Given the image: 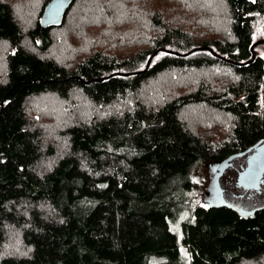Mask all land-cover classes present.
<instances>
[{"label":"trees","instance_id":"obj_1","mask_svg":"<svg viewBox=\"0 0 264 264\" xmlns=\"http://www.w3.org/2000/svg\"><path fill=\"white\" fill-rule=\"evenodd\" d=\"M51 1L0 0V264H264V205L177 220L197 162L264 142V58L251 50L264 0H170L137 21V0H70L43 28ZM145 22L146 47L114 53ZM160 75L185 90L137 99ZM44 98L64 131L39 129ZM195 106L227 121L191 129L180 112Z\"/></svg>","mask_w":264,"mask_h":264},{"label":"rangeland","instance_id":"obj_2","mask_svg":"<svg viewBox=\"0 0 264 264\" xmlns=\"http://www.w3.org/2000/svg\"><path fill=\"white\" fill-rule=\"evenodd\" d=\"M139 1V4L132 5V9L130 10L131 13L127 14L129 15L130 20H139L141 16H146L147 13L149 12H154L155 10L160 9L167 11V5L169 4L170 0H155L152 3H150L151 0H137ZM12 5H14L17 0H11ZM149 2V3H148ZM145 7V5H147ZM151 4V6H150ZM152 5H155V9L152 8ZM40 18V17H39ZM127 18V16H126ZM146 23V24H145ZM143 24H138L135 25L131 28H128L126 26L125 28H128V32L130 33V36H125V38H122L119 40V43H123L124 47L122 50L119 52H114L119 55H132L136 51L140 50L139 48L141 47H146L147 41L146 38L148 36H153L155 34V30L152 29L151 25L147 22ZM257 33H255L254 36V42L258 41H264V32L262 30V25L258 24L255 27ZM121 32H124L122 29L120 30ZM68 32L71 35V30L68 29ZM110 33V31H108ZM57 33L54 34V38L56 37ZM72 46V45H71ZM73 47V46H72ZM82 50L86 51L89 50L92 51L93 48L90 47L89 49H85V47L79 46ZM75 49V48H74ZM27 50H30L27 47ZM98 50H101L100 47H98ZM1 51V50H0ZM68 51L70 53V49L68 48ZM255 54L263 57L264 58V42L258 43L255 48H254ZM76 52V51H75ZM111 53V52H108ZM71 54V53H70ZM113 54V53H111ZM74 56V54H71ZM1 57V53H0ZM61 58V56H60ZM80 60V59H78ZM174 78H182L179 74H175L173 72ZM218 74V73H215ZM183 79V78H182ZM184 81V80H183ZM173 85V84H172ZM170 86L167 78L165 75H160L158 78H156L153 81H150L147 83L146 86H144L138 93H137V99H141L143 97L147 101H152L156 100L158 96L163 97L167 91H170L171 93H181L185 89L183 87H180L179 89L177 86ZM81 96L76 97V102L78 104H81ZM43 101H47V103L44 104H38L36 107L37 109H32L34 110L38 116H39V122L42 123L39 127L40 130L44 132V134H48L50 130H62L64 131V127L62 124L57 125L56 124V117L60 111L58 107H56L58 101L50 98H44ZM76 103V104H77ZM122 107H124L123 103H121ZM75 109L79 110L80 108L77 106L74 107ZM34 113V114H36ZM93 114V112H92ZM180 115L183 120V124L188 126L189 128L193 129L194 125L197 127H201L203 124L205 126H209L212 124L211 122L217 121L216 123H220L222 119H225V116L221 115L219 112H213L208 109H203L200 106H195V107H187L183 108L182 111L180 112ZM84 116L85 118H88V114H82L79 117ZM79 117H76L78 119ZM198 119V120H197ZM195 120H197L194 124H192ZM227 121V120H226ZM225 121V122H226ZM201 124V125H200ZM224 126V124L222 125ZM218 128H213L214 130H219L220 127ZM221 131V130H219ZM43 134L44 138L46 141H49L50 138L46 137ZM245 166V157H237L235 158L232 162L231 165L221 173V175L218 178V184L220 188L222 189L223 192V200L227 202L230 205H233L234 207L237 208H243L245 211H251L254 208H258L260 206L264 205V177H263V183L260 187L259 192H242L238 189L236 186V181L239 172L242 170V168ZM190 181L192 183L191 189L183 195V198L181 202L184 204L185 209L184 212H182L178 217L177 220H183L188 217V213H191L194 209L204 206V191L208 185V183L212 180V178L215 176V170L214 172L210 169L208 164L206 163H200L197 162L191 169L190 173ZM179 201V200H178ZM48 213V212H47ZM49 214V213H48ZM17 238L16 243L17 247L14 257H18L17 254H22V250L26 251V248L22 245L19 237L17 235H13ZM22 249V250H17V249ZM10 248H6L4 250L5 253H11L7 252ZM14 249V250H15ZM13 254V253H11Z\"/></svg>","mask_w":264,"mask_h":264},{"label":"water","instance_id":"obj_3","mask_svg":"<svg viewBox=\"0 0 264 264\" xmlns=\"http://www.w3.org/2000/svg\"><path fill=\"white\" fill-rule=\"evenodd\" d=\"M70 0H53L51 1L44 9L42 18H41V25L43 28L47 26H58L61 24L64 12L68 8ZM264 41L255 42L252 47V56L253 58L256 56L254 48L258 43H262ZM148 65V64H147ZM242 155H236L234 157H241ZM233 157L227 158L223 162H212L209 163L208 166L214 172L215 176L212 178L207 192L205 195H208L210 191L213 192V196L217 199V203L213 206L217 205V207H227L230 210L234 211L238 216H248L254 213V210L245 211L243 208H237L233 205L228 204L223 200V192L218 184V178L225 171L229 166L228 162L230 159L232 160ZM264 177V142L256 146L252 153H250L245 160V166L239 172L236 186L241 188L245 191H260V187L263 183ZM212 206V207H213ZM258 209V208H256Z\"/></svg>","mask_w":264,"mask_h":264},{"label":"flooded vegetation","instance_id":"obj_4","mask_svg":"<svg viewBox=\"0 0 264 264\" xmlns=\"http://www.w3.org/2000/svg\"><path fill=\"white\" fill-rule=\"evenodd\" d=\"M245 160H246V158H245ZM211 182V181H210ZM210 182L208 183V185H207V187H206V189H205V191H204V203H205V205L204 206H206L207 208H212V206L214 205V204H216L217 203V199H215V197L213 196V192L212 191H210L209 193H208V195H205V193L207 192V189H208V187H209V184H210ZM240 191H242V192H247V193H249V192H251V191H245V190H242L241 188H238ZM252 192H254V191H252ZM259 192V191H258ZM256 209V208H255Z\"/></svg>","mask_w":264,"mask_h":264},{"label":"bare ground","instance_id":"obj_5","mask_svg":"<svg viewBox=\"0 0 264 264\" xmlns=\"http://www.w3.org/2000/svg\"><path fill=\"white\" fill-rule=\"evenodd\" d=\"M236 157H233L232 160L230 159V161L228 162V166L231 165V162L235 159Z\"/></svg>","mask_w":264,"mask_h":264}]
</instances>
